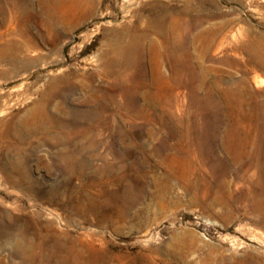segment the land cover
<instances>
[{"label":"rangeland","instance_id":"374dc122","mask_svg":"<svg viewBox=\"0 0 264 264\" xmlns=\"http://www.w3.org/2000/svg\"><path fill=\"white\" fill-rule=\"evenodd\" d=\"M157 12L164 25L148 35L135 70L148 84L136 100L159 104L157 111L139 120L117 97L111 123L91 131L80 121L72 142L56 129L23 133V144L1 138L53 79L67 75L60 86L79 89L65 106L53 101L67 124L72 112L89 109V76L120 91L124 71L113 82L101 74L110 30L144 29ZM1 35L0 231L11 232L0 233V264H264V0H0ZM76 142L87 145L83 156L94 167L123 163L119 153L147 159L127 191L86 216L62 205L63 193L46 200L68 176L57 153ZM92 142L100 145L93 150ZM22 157L38 182L31 191L2 173ZM21 238L25 249L15 245Z\"/></svg>","mask_w":264,"mask_h":264},{"label":"bare ground","instance_id":"6f19581e","mask_svg":"<svg viewBox=\"0 0 264 264\" xmlns=\"http://www.w3.org/2000/svg\"><path fill=\"white\" fill-rule=\"evenodd\" d=\"M124 1H127V0H124ZM10 5H13V3H10ZM159 5L160 4H155L152 7L158 8ZM10 13H11L10 14V17H11L10 22H11L12 19H14V14L12 12H10ZM163 25H164L163 24V15L160 14L159 12H157L156 14L152 15L150 22L148 23L147 27L144 29H141L140 27L136 26L135 28L125 27L124 29H122L120 31L110 30V33H113V36H114V40H113L114 44L112 43L111 45H109L107 47V50L105 49L106 51L104 52V57H106L105 58L106 63H105L104 69H101L103 72L101 70L100 71L102 72L101 74L105 75V77L112 78L113 79L112 82L115 80H118V77H120V75H121L120 72L124 71L125 75L124 76L122 75L123 77L121 79V84H120L121 90L118 91V89H113L112 87H109V86L104 87L103 85L94 86L93 81H92L93 77H92V75H91V77L89 76L88 79L91 82V84L85 88V91L87 92V94H86V99L84 101L89 109L85 110V111H75V112H72V114H71V116L74 117V121L78 125H75L74 124L75 122L73 124H67L66 123L67 121L66 122L64 121L65 120L64 118H66L64 116H66V115H63V116L60 115V114H63V111H64L63 105H62L61 111H59L57 109H56L57 110L56 111L54 104H53L54 99L57 98V99H59L58 102L61 101V104H64V106H65L67 104L66 101L68 99V96L73 94V93H76L77 90H79V89H77L78 87L75 86L74 84L72 85V83L68 86H65V85L60 86V84H65L67 79L69 81V78L66 75L63 78L61 77L62 79H60V78L58 80L53 79V81L49 84L48 89L45 92L41 93L38 101L27 112L25 118H23V120L21 121L20 127L17 126V124H15V123L10 124L8 129H6V132L3 133L2 136L0 135L1 138L3 140L5 139L4 141L9 140V139H10V141L12 139H17V140H19V142L21 144H23L26 140L23 133H27V135H28L30 132H32L35 129L36 131L38 130L40 132H45L44 134H46V133L50 132L51 130L53 132V130L56 129L55 133L57 134V137L62 135L66 138V140H71V142H72V139L76 140L77 139L76 137L78 135H80L79 132L77 131L78 126H80L79 125L80 121H84V122H87L89 124L92 123V125H90L91 126L90 128L92 129L91 131H93V129H95V127H96V125H93L94 123H96L98 126L100 123H103V121L108 120L107 118L109 115H107V114L109 111V104H111V105L115 104L117 97L118 98H124V100H125L124 108L126 110H128L129 112L132 110V108L136 107V110H138L136 112L138 113V119L139 120H144L145 115L151 114V113L157 111L159 104L148 105V103L145 101L144 98L142 99V102H140L138 99L136 100V98L139 94L140 95L144 94V91L147 89L148 84H147L146 80L144 79V77H139L137 75L135 70H136V67L138 66V64L145 59V41H146L148 35L154 31L159 32L162 29ZM183 29L187 30L186 25L183 27ZM0 37H2V35ZM166 54H167V52H166ZM160 60H161V55H158V59L155 60V67H156V71L158 73V77H159L158 79L163 81L165 79V76L160 71V63H159ZM174 81H175V79H174ZM85 82H87V81H85ZM167 103H170V101L168 100ZM75 106H76V104H75ZM68 114L70 115V113H68ZM89 124H87V125H89ZM70 127H72V128H70ZM132 128H134V127H132ZM4 129H5V127H4ZM119 129H122V128H119ZM94 131L96 132V130H94ZM111 132H112V130H111ZM126 132H129V130ZM116 133H114V134H116ZM118 134H120V133H118ZM118 134H117V136H118ZM129 134H131V133H129ZM129 134H128V137L130 136ZM123 136H124V134H123ZM130 138H132V137L130 136ZM55 139L56 138L54 137V140ZM62 139H63V137H62ZM62 139H58V140H56V142L57 143H63ZM94 139H96V138H94ZM85 140H86V137H85ZM86 141H88V140H86ZM97 141H98V139H97ZM98 143H100V141ZM98 143H96V142H92L91 144L89 143L90 144L89 147L90 148L92 147L94 150V149L98 148V145H100ZM67 145L63 150L59 151L58 153L56 152L57 153L56 161H57V164L60 165V167L63 169L62 171H64L68 176H67L66 180L64 179L65 182L63 185L53 186L49 189L46 200L48 202H55V198L59 194L63 193L65 199H63L62 205L71 208L72 209L71 212H73L75 215H79V216H86L88 214L93 213L96 208L101 207L104 204V201L105 202H106V200L114 201V199L122 191H123V193L125 191H127V188L123 189V186H124L126 180L128 179V177L131 176L130 174L132 172L138 173L141 170V168L144 167V164L147 162L146 155L145 156H137L135 154L128 155L125 153H119L118 155L124 161L123 163L120 162V164L117 163L119 165H116V164L110 165L112 163L111 162L110 164H107L106 166L101 165L102 167L101 166L100 167H96V166L94 167V165L92 164V160L90 161L89 160L90 158L87 159L85 156H83V152L85 151V149L86 148L88 149V147H86L87 146L86 144H85L86 145L85 146V145H82V143L80 144L78 142L75 148L68 147ZM35 148L36 147H34V149ZM19 152H20V150H19ZM56 153H55V155H56ZM98 153H97V156H98ZM86 155H89V154H86ZM101 157H103V156H101ZM131 157H135V159H134V162L128 166V164L125 162V160H127V158L131 159ZM91 158L93 159V157H91ZM107 159L105 158V160H107ZM28 165H29V159H28V157H25L22 160L15 161L13 163V165H12L13 173L7 172V170L3 169V168H2V173L4 175H6L7 179L11 182L12 186L18 187L20 189H26V190L31 191V190H33V186L35 184H38V182L36 180V177L33 175L32 171L30 169H28V167H27ZM51 166H53V165H51ZM92 167H93V171L88 172V169L92 168ZM14 173H15V175H14ZM76 180H78V183H75ZM62 189H64V191L66 193L64 191L62 192ZM27 219L29 220V216ZM21 223L23 224V222H21ZM28 225H29V223H28ZM10 232H11L10 229H5V230L0 231V233L2 235L3 234H9ZM11 239H13V238H11ZM15 245L17 248L25 249L26 246H25L24 238L19 239L18 242L16 241Z\"/></svg>","mask_w":264,"mask_h":264}]
</instances>
